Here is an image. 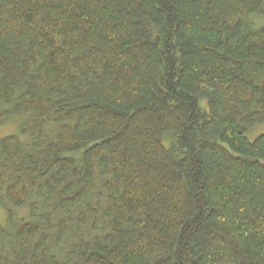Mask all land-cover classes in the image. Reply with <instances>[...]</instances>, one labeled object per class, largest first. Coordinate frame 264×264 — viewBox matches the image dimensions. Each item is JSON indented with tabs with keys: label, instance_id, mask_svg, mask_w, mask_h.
<instances>
[{
	"label": "trees",
	"instance_id": "16d2710c",
	"mask_svg": "<svg viewBox=\"0 0 264 264\" xmlns=\"http://www.w3.org/2000/svg\"><path fill=\"white\" fill-rule=\"evenodd\" d=\"M13 119L0 264H264V0H0Z\"/></svg>",
	"mask_w": 264,
	"mask_h": 264
},
{
	"label": "rangeland",
	"instance_id": "374dc122",
	"mask_svg": "<svg viewBox=\"0 0 264 264\" xmlns=\"http://www.w3.org/2000/svg\"><path fill=\"white\" fill-rule=\"evenodd\" d=\"M19 124L18 120L13 119L9 124L4 127H0V138L6 137L9 135H17L18 131L16 130L17 125ZM255 132L247 135L248 140H253L254 138L260 136L264 133V126H259ZM16 220L27 219L26 208H11L10 209ZM7 225L6 211L3 208H0V226L3 228Z\"/></svg>",
	"mask_w": 264,
	"mask_h": 264
}]
</instances>
